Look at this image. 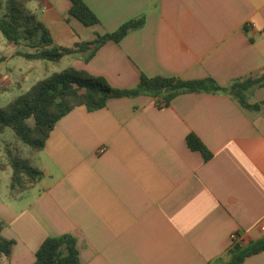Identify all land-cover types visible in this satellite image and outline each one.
Returning a JSON list of instances; mask_svg holds the SVG:
<instances>
[{"label": "crops", "instance_id": "crops-1", "mask_svg": "<svg viewBox=\"0 0 264 264\" xmlns=\"http://www.w3.org/2000/svg\"><path fill=\"white\" fill-rule=\"evenodd\" d=\"M83 1L97 24L69 14V0L28 7L61 47L140 18L139 28L88 60V51L65 55L67 66L112 87L132 88L141 75L227 85L264 72V0ZM39 64L31 70L56 72ZM243 98L187 92L166 103L140 94L70 110L41 149L28 147L39 178L19 193L9 188L10 169L0 182V235L13 241L8 264H33L41 242L62 234L75 238L78 264H210L231 246L232 232L243 244L261 238L264 86ZM188 133L209 160L187 146ZM242 264H264V251Z\"/></svg>", "mask_w": 264, "mask_h": 264}, {"label": "trees", "instance_id": "trees-1", "mask_svg": "<svg viewBox=\"0 0 264 264\" xmlns=\"http://www.w3.org/2000/svg\"><path fill=\"white\" fill-rule=\"evenodd\" d=\"M29 1L5 0L0 6V33L8 43L17 45L26 40L31 48H35V52L25 54L28 59L57 62L65 55L88 51L85 59L88 60L104 42H119L129 31L139 28L143 23L140 18L130 19L114 31L98 35L92 41L61 47L54 45L46 26L27 6ZM69 1V14L85 26L99 22L83 0ZM261 86H264V72L255 77L234 80L227 85H221L212 78L185 80L141 75L137 85L127 89L112 87L104 78L73 66L52 72L0 107V135L9 129L13 141V146L9 140L3 146L11 170L9 188L19 193L39 178L41 171L30 164L22 154V148L41 149L56 121L76 106L83 105L88 110H94L104 106L108 99L140 94L160 96L168 103L175 96L187 92L225 93L243 104V91ZM186 144L191 150L200 152L205 161L211 158L209 149L194 133L186 135ZM12 244V240L0 235V264H8ZM262 251L264 235L244 244L235 241L223 256L210 264H242L246 257ZM34 257L33 264H78L76 240L70 234L47 237L35 250Z\"/></svg>", "mask_w": 264, "mask_h": 264}, {"label": "rangeland", "instance_id": "rangeland-1", "mask_svg": "<svg viewBox=\"0 0 264 264\" xmlns=\"http://www.w3.org/2000/svg\"><path fill=\"white\" fill-rule=\"evenodd\" d=\"M4 1L0 0V6ZM27 6L32 7V4L28 3ZM1 12L2 9H0V14ZM29 52H32V49L26 40L14 45L8 43L0 33V107L7 105L37 80L45 77L42 71L31 70L34 65L46 64L51 69L50 71H59L68 65V57L66 56L60 62L52 63L48 60L28 59L25 54ZM41 64L37 65L40 69H42ZM30 122L32 121L30 120ZM8 140L10 145L13 146L12 134L9 129L3 135H0V182H4L7 178V171L10 169L3 149L4 142ZM28 150V147H25L22 154L27 155Z\"/></svg>", "mask_w": 264, "mask_h": 264}, {"label": "built area", "instance_id": "built-area-1", "mask_svg": "<svg viewBox=\"0 0 264 264\" xmlns=\"http://www.w3.org/2000/svg\"><path fill=\"white\" fill-rule=\"evenodd\" d=\"M99 151L100 152L103 151V148H100ZM259 228H260V230L264 231V225H260ZM239 238H240V236H239L238 232H232L231 233V239L233 242L238 241Z\"/></svg>", "mask_w": 264, "mask_h": 264}]
</instances>
